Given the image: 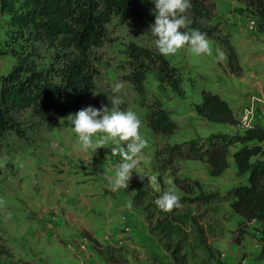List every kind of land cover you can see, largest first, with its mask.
I'll use <instances>...</instances> for the list:
<instances>
[{"label": "rangeland", "instance_id": "374dc122", "mask_svg": "<svg viewBox=\"0 0 264 264\" xmlns=\"http://www.w3.org/2000/svg\"><path fill=\"white\" fill-rule=\"evenodd\" d=\"M212 2L216 7L211 12L209 8ZM205 5L209 14L208 18L206 15L203 19L210 24L219 23L231 36L233 29L230 18L237 15L252 18L244 0H207ZM191 8L186 13L188 26L195 22L193 17L196 14L195 11L191 12ZM154 9L155 4L151 0L149 12L154 20L122 22L114 19L109 23L106 40L92 54L95 73L93 90L90 96L85 97L83 107H111L108 96L114 94L116 82H123L124 87L119 93L123 102L119 107L131 108L138 113L142 120L141 134L149 140L142 155H146L151 162L142 166L144 178L139 188L150 187L151 191L159 192L164 184L166 190L175 191L181 199L178 210L170 214L174 222L172 242L169 243L155 230V221H149L141 205L137 210L145 217L138 216L137 223H131L130 229H121L123 238L120 240L102 242L88 235L90 245L84 250L79 244L81 239H60L53 229L45 227L43 238L32 244L34 215L29 217L25 212L24 195L30 191L58 194V184L51 177L60 172L62 163L69 166L71 163L78 164L81 171H88L91 166L87 167L90 164L85 165L84 162L87 163L91 151L81 152L77 147V133L68 117L76 111L70 110L57 122L48 123L46 117L25 109L21 113L25 134L19 136L8 132L0 140V244L12 251L10 255L0 251V264H180L179 256L172 249L178 241L183 244L180 257L186 255V264H218V261L227 264H264V222L245 221L231 206L228 190L240 181L234 159L229 158L230 165L222 174L212 176L204 160L186 156L191 142L205 143L212 131L221 127L223 129L220 130L228 131V127L229 131H235L230 126L209 122L198 116L194 103L201 101L202 90L215 92L216 83H227L228 79H239V84L243 85V76L253 77L251 74L254 71H258L260 76L264 75V61L251 69L247 67V75H243V71L238 75L231 71L222 46L208 37L210 54H194L185 45L174 54L164 55L171 65L178 68L182 77L180 88L175 89L172 81L166 76L162 77L156 68H149L145 61H135L128 52L131 43L157 49L155 37L150 32V25L156 18ZM8 18L0 10V87L3 76L16 66L21 50L10 38ZM40 48L42 58L38 62L43 64L49 61L50 51L46 45ZM237 53L241 58L242 52L237 50ZM261 58L264 60V56ZM136 70L145 74V96L135 90L131 81ZM159 105L167 108L179 125L171 134L157 133L148 123V117ZM239 110L240 107L234 108L236 115ZM260 121L264 124V114ZM172 148L176 150L174 156ZM92 154V158L96 159ZM77 157L80 161L76 160ZM170 158L172 164L166 161ZM92 163L94 167L99 164ZM148 176L156 178L154 183L150 184ZM3 230L10 231L3 234ZM22 230L26 233L25 237L19 236Z\"/></svg>", "mask_w": 264, "mask_h": 264}, {"label": "trees", "instance_id": "16d2710c", "mask_svg": "<svg viewBox=\"0 0 264 264\" xmlns=\"http://www.w3.org/2000/svg\"><path fill=\"white\" fill-rule=\"evenodd\" d=\"M206 1L191 0V12L195 11L196 15L193 17L195 22L188 27L199 29L217 41L227 56L231 71L239 75L243 70L231 33L223 30L219 23L210 24L203 19L209 14ZM150 2L0 0L1 13L9 17L10 38L21 48L16 66L3 76L1 82L0 140L8 132L19 136L25 134L21 120L25 109L46 117L48 123L57 122L70 110L81 109L85 97L90 96L93 90L95 73L92 54L106 40L109 23L114 19L122 22L154 20L149 12ZM244 3L257 23V30L264 34V0H244ZM210 5L212 12L216 5L214 2ZM42 45L50 51L49 61L43 64L38 62L42 58ZM128 52L135 61H145L149 68H156L162 77L172 81L175 89L180 88L182 77L178 68L171 65L158 49L131 43ZM145 78L141 70L134 71L131 77L135 90L142 96L146 95ZM201 96V101L194 103V110L201 119L238 127L237 115L224 97L205 89ZM148 123L157 133L171 134L179 128L162 105L154 109ZM240 130L212 131L205 143L191 142L186 156L204 160L212 176L222 174L229 167V158L232 157L240 181L228 190L231 206L245 221L256 219L264 222V124L259 122L252 128ZM174 150L171 149L173 156L176 153ZM166 161L169 164L173 162L171 158ZM176 181L180 182L177 178ZM164 191V184L159 192L141 187L134 193V201L144 207L149 221H155V230L171 243L174 222L170 214L178 208L164 211L155 204V199ZM172 249L179 256L180 264H186V255L180 257L182 242L178 241ZM0 251L6 255L12 252L3 244H0ZM218 264L227 263L218 261Z\"/></svg>", "mask_w": 264, "mask_h": 264}, {"label": "crops", "instance_id": "0c3cea01", "mask_svg": "<svg viewBox=\"0 0 264 264\" xmlns=\"http://www.w3.org/2000/svg\"><path fill=\"white\" fill-rule=\"evenodd\" d=\"M253 20V18L242 15L229 19L233 29L231 30L233 44L239 53L242 52L240 59L244 68L243 72L247 67L251 69L261 65L264 61L261 58L264 56V35L257 30ZM258 73V71H254L251 74L253 77L243 76L241 78L243 85L239 84V79H228L227 83L218 81L215 92L224 97L233 110L239 107L241 109L251 94L264 93V75L260 76ZM247 74L243 73V75ZM224 126H230L234 130L239 129L235 125L224 124ZM226 129L230 130L228 127ZM106 150L111 152V147L102 146L96 152L91 151L90 153L89 151L90 156L86 159L87 163L84 162L85 165L90 164L87 167L91 166L88 171H81L78 164L71 163L69 166L68 163H62L61 166L64 169L61 167L60 172L57 170L56 175L49 176L57 182L58 194L30 191L24 195L25 212L29 217L34 215L35 231L32 244L34 241L38 243V239L43 238L42 233H44L45 227L53 229L52 231L57 236L59 235L60 239L73 240L76 237L80 240L83 235L87 234L92 238H99L102 242L120 240L123 238V234H120L121 229H130L128 227L131 223H137L138 216L145 217L144 213L142 215L137 210L140 205L134 201L133 192H136L140 187V174L144 176L141 173L142 166L151 161L147 159L146 155H142L140 174L133 173L127 188L111 190L108 188V175L114 173L121 157L118 154H112V152L108 154ZM91 154L96 159H93ZM68 155L73 157L71 153ZM148 155L150 156V154ZM76 160L80 161L78 157ZM92 162L99 164L94 167ZM76 167L80 170L79 172ZM30 224L29 227L32 226V223ZM9 231L3 230L2 233L6 234ZM81 232L83 234H80ZM25 234L22 230L19 236L25 237Z\"/></svg>", "mask_w": 264, "mask_h": 264}, {"label": "clouds", "instance_id": "9594fccd", "mask_svg": "<svg viewBox=\"0 0 264 264\" xmlns=\"http://www.w3.org/2000/svg\"><path fill=\"white\" fill-rule=\"evenodd\" d=\"M156 18L150 25V32L155 37V45L163 55L176 53L185 45L192 53L210 54L211 43L207 35L199 29L188 28L189 18L186 15L191 7V0H153ZM124 87L123 82H116L113 95L108 96L111 107L87 105L70 114V124L77 133V147L81 152H96L102 146L111 147L112 154L121 159L115 171L108 175V188L118 190L127 188L133 173H139L142 153L149 140L141 134L142 120L133 109L119 107ZM111 141V144H109ZM126 143H121V142ZM140 174V173H139ZM150 177V184L155 177ZM140 178L144 176L140 174ZM155 204L164 211L179 208L180 196L175 191H164L155 199Z\"/></svg>", "mask_w": 264, "mask_h": 264}, {"label": "built area", "instance_id": "2783aa9c", "mask_svg": "<svg viewBox=\"0 0 264 264\" xmlns=\"http://www.w3.org/2000/svg\"><path fill=\"white\" fill-rule=\"evenodd\" d=\"M253 24L257 23L253 20ZM264 114V93H253L249 96L245 105L238 114V128L246 130L261 122L260 117ZM90 238L86 234L80 240V247L87 250L90 245Z\"/></svg>", "mask_w": 264, "mask_h": 264}]
</instances>
